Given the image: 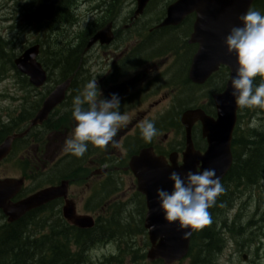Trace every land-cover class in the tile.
I'll return each instance as SVG.
<instances>
[{"label":"clouds","instance_id":"1","mask_svg":"<svg viewBox=\"0 0 264 264\" xmlns=\"http://www.w3.org/2000/svg\"><path fill=\"white\" fill-rule=\"evenodd\" d=\"M238 21L222 41L227 54L235 56L238 66L230 78L231 95L241 109H264V14L249 9L238 17ZM202 28L207 30L205 25ZM120 108L118 94L105 99L97 79L88 81L82 94L73 98L71 113L76 126L72 136L64 142V151L82 158L89 144L101 149L110 143L118 146L114 138L128 120ZM140 133L149 144L159 135L151 120L140 125ZM168 180L172 185L170 191L162 187L156 189L158 209L167 222L175 223L184 238H188L191 230L211 222L208 210L216 205L217 198L225 191L224 186L214 168L185 173L173 170L168 174Z\"/></svg>","mask_w":264,"mask_h":264},{"label":"trees","instance_id":"2","mask_svg":"<svg viewBox=\"0 0 264 264\" xmlns=\"http://www.w3.org/2000/svg\"><path fill=\"white\" fill-rule=\"evenodd\" d=\"M111 1V3H109ZM108 5L105 8V17L113 18L114 16V7L117 0H109ZM73 0H63L61 3V8L59 7V16L60 18H65L69 13L66 10L68 6L72 5ZM257 6L264 7V0L260 2V4H256ZM109 7V10L107 9ZM65 14V16H64ZM264 14V13H262ZM69 18V17H68ZM60 25H55L56 29H60L63 27L61 23ZM93 30V29H92ZM91 34V31L89 35ZM156 36H163V33H157ZM161 37H157L154 40V44L157 43ZM54 40V39H53ZM84 40H86L84 38ZM2 43V42H1ZM0 43V50H1ZM54 48L56 47L53 42ZM84 46V42L77 44L76 46L71 45L67 40H61V48L60 51L54 50L52 53L47 54V57H51L52 66L63 69L64 75L73 72L78 66L81 65V51ZM58 53V55H55ZM2 56V54H0ZM58 56V59H57ZM10 58V57H9ZM8 58V60H9ZM46 64V62H44ZM258 79L256 80V83ZM254 133V132H253ZM250 136L251 139H247L251 141L247 143L241 141L239 143V147L242 150V156L236 159L235 164L232 170L229 172L226 180L229 182L235 183L239 187V184H244L246 186L251 187L253 184L257 182L260 178V175L264 168V134L262 132L254 133ZM249 137V138H250ZM246 140V141H247ZM244 142V145L241 144ZM252 170V171H251ZM221 195L217 198L216 205L209 209V213H213V217H215V222L219 221L223 217V206H220L219 202H224L230 200V192H227L225 195ZM228 199V200H227ZM226 203V204H227ZM26 223L25 220L18 221L16 225L13 227L8 225L0 232V264H79L76 262V259L72 258L71 247L68 246V241L70 238H67L70 235V232L67 231V234L64 235L61 231H55L52 234L51 240L41 241L34 237L23 238L22 237V226ZM204 230L202 233L204 235V247L202 248V252L200 254L199 259H197L196 264H204L207 261L205 255H210L219 247L220 237L218 226L216 224H212L210 222L207 225L203 226ZM83 235L85 232H81ZM67 238V240L60 241L62 237ZM73 240L71 243H74L76 246H84V242L82 239L84 237H72ZM201 255H204L201 257ZM208 257V256H207ZM203 262V263H202Z\"/></svg>","mask_w":264,"mask_h":264},{"label":"water","instance_id":"3","mask_svg":"<svg viewBox=\"0 0 264 264\" xmlns=\"http://www.w3.org/2000/svg\"><path fill=\"white\" fill-rule=\"evenodd\" d=\"M58 2L59 0H37L34 17L49 18ZM251 2L252 0H180V7L182 6L183 8L195 10L197 12L198 25L195 26V37L201 45L199 59H201L203 64L207 63V69L213 70L219 63H224L230 68V78L235 75L238 67L235 56L227 54L222 41L229 29L232 26L238 25V17L246 12ZM202 25H205L207 30L202 28ZM19 68L23 70L20 64ZM202 72L206 73V68L203 69ZM227 87L232 91L230 80ZM228 96L229 92L225 94L220 101V108L223 114H227L226 108L229 104ZM145 168L152 180L153 195L156 202V189L159 188L158 177L160 171L157 166H147ZM8 191L9 190L6 189V192ZM3 196L8 197V195L3 193V189H0V206L4 204L6 198H3ZM53 196V191L38 193L29 200V204H25V206H34L32 204L36 203L38 199L45 200ZM19 208L17 212H20ZM12 210L13 207L12 209L6 208V211L10 215L12 214ZM13 216L14 215L11 217ZM156 221H158L156 224L164 225L165 228L169 229V232L167 237L162 239L159 245L152 247V250L148 253V259L152 260L160 257L165 260V264H170L176 258L173 253L178 249V244L183 241L184 233L179 230L174 223L166 222L167 224H164L160 219H156ZM161 233L164 232H160V234Z\"/></svg>","mask_w":264,"mask_h":264},{"label":"rangeland","instance_id":"4","mask_svg":"<svg viewBox=\"0 0 264 264\" xmlns=\"http://www.w3.org/2000/svg\"><path fill=\"white\" fill-rule=\"evenodd\" d=\"M15 1L14 0V6H13V2L12 0H0V32L4 33V29L8 27V25L10 24V22L8 21L9 18H11V16L15 14H19L20 10L16 11V6H15ZM17 1H20V0H17ZM98 1V4L100 6V8L104 5L103 3L105 2V0H97ZM127 5V4H126ZM89 7L88 6H81L78 10H77V13L80 15V16H84L85 14V11L88 10ZM22 10V9H21ZM10 13V15H8V13ZM119 17H122V11H121V8L119 7V10L118 12L116 13ZM78 15V16H79ZM79 16V17H80ZM101 18H104V15L102 14L101 15ZM125 18V17H124ZM80 19L82 20V18L80 17ZM74 22V18L71 17L70 18V23L72 24ZM95 23V22H93ZM93 23L91 25V27H93ZM155 22L154 21H149L148 23L144 24V23H138L135 25V29L132 28V31L131 33L133 34V36L135 37H138V36H141L142 34V30L146 27V26H150V25H153ZM63 25V27H60V29H56L55 27H53V29L51 28L50 29V33L48 32V34H46V40H45V43L42 45L43 46V49L44 51L47 53V54H50L52 53L54 50L56 51H60V48H61V40H64V39H67V37H65L62 33L60 35V32L64 31L63 28H68L70 25H68L67 23H61ZM57 25H60L59 23ZM81 25V23H80ZM80 25L78 27H80ZM72 26V25H71ZM69 31H71V29H68ZM20 32V31H19ZM88 32V31H87ZM85 32V35L86 33ZM18 33V30L16 28L13 29V35H16ZM32 34H34L33 32H31V30H27L26 34H25V38H26V41L29 40L31 37H32ZM66 34H67V31H66ZM21 39L23 38L22 35H18ZM64 36V37H63ZM17 37L14 36V37H10L9 40H12L14 41L15 38ZM60 40L59 42L56 41L55 42V45L56 47L54 48L53 46V41L52 40ZM21 40H17L15 41V45L17 46L19 43H20ZM68 41V40H67ZM69 42V41H68ZM71 45H73L71 42H69ZM159 43V41H158ZM158 43H155L152 47H146L143 45L142 47V51H151V50H154ZM76 46V45H75ZM5 49V48H4ZM12 51V50H9V49H6V52L8 53L9 55V52ZM55 55H58V53H56ZM57 59H58V56H57ZM1 60V59H0ZM2 61V60H1ZM49 61H51V57H49ZM3 62V61H2ZM84 62V61H83ZM49 66L51 67L52 64L49 63ZM62 68H58V66H56V69H54V73H51V79L52 80H56L58 78V74H59V77H60V71L62 72L61 70ZM181 70V69H180ZM181 74L179 73V76ZM258 79V82L257 84L260 83V79ZM83 83H85L82 78L81 80ZM14 81L12 79H10V82H6L4 80V82H1L0 83V95H3V94H8V95H16V94H20V92H16V89L18 90V88L15 86L14 88ZM26 93H30L27 89H25ZM2 104H6V103H2ZM257 113H258V125L256 127V129L254 130V132H262V130L264 129V109H256ZM54 141V140H53ZM247 143H250L251 141L247 140L245 141ZM62 149V140H57L56 141V144H55V147L52 151V153H49V155L47 156V160L48 161H52V159H56L59 151ZM130 150H132V148H129ZM11 169L12 168H8L7 170L9 172H11ZM249 187V186H248ZM263 187H264V182H263ZM230 199L227 203L224 202V204L222 202H219L220 206H223V210L227 209V208H230L232 207L234 204H235V197H233L232 195H230V197L228 198ZM227 199V200H228ZM227 203V204H226ZM250 204V198L248 196H245V198L242 200V209H243V212H242V217L241 219H239L236 224H232L236 229L237 231L240 233V234H243L242 236H240V239H241V243L246 245V243H251L253 242V240H256L257 236H259V234H261L262 232H264V227H262L264 225V223H262V220H263V217L261 219L258 220V216L264 214V204H262L261 202H259L257 205L259 207V209L256 210V206H252L250 207L249 209V212L248 211V207ZM253 204V203H252ZM238 208H240V206H237ZM233 215V213L231 214ZM136 219V221L138 220L139 217L135 216L134 217ZM119 219H123V224L125 223V221H127L126 219L124 218H120ZM128 222V221H127ZM216 226H218V231H219V237H220V242H219V246H220V243H221V235L224 233V230H225V226L223 224H216ZM124 228H122L121 230V234H118V236L116 237L117 239L115 241H111L109 243H106V244H100V245H109L110 247H112V249L114 250V253L118 256V257H124L125 255L127 254H130V253H133L134 250H133V244L131 242V238H124ZM109 232V234H108ZM113 231L111 230H108L107 226H106V229L103 230L101 233L102 234H105L103 236V240H107L108 237L112 234ZM244 242V243H243ZM96 249V248H93L91 249L89 252H87V254L85 253L84 257L81 258L79 260L80 264H89L87 261H86V257L90 260H94V258L96 256H100V253L96 252V253H93V250ZM235 246H234V243L231 242L227 249L225 250L224 254L222 256H220L215 264H264V252H258L257 255H258V258L257 255H254V256H250V260H249V257L247 259L246 262H242V260H240V258H237V255L235 254ZM215 252V251H213ZM81 252L79 253L78 256H80ZM212 254L211 253L210 255H205L207 261L204 262V264H211V260H212ZM77 256V257H78ZM204 255H201V257H203ZM208 256V257H207ZM200 257V256H199ZM198 257V259H199ZM254 260V261H253ZM253 261V262H252ZM188 261L186 262H183L182 264H187ZM198 263V262H197ZM203 263V262H202ZM104 264V263H102ZM143 264H149L147 262H143Z\"/></svg>","mask_w":264,"mask_h":264},{"label":"bare ground","instance_id":"5","mask_svg":"<svg viewBox=\"0 0 264 264\" xmlns=\"http://www.w3.org/2000/svg\"><path fill=\"white\" fill-rule=\"evenodd\" d=\"M108 1L109 0H105L106 3H108ZM118 1L119 0H117L116 3H115V7H114V10H113V12H114L113 18H111V19L108 18L107 20H109L110 22L117 21L118 24L123 23V21H125L126 23H131V20L128 17L122 18V17H119L116 14L118 12V10H119ZM105 2L103 3L104 5L101 7V9L103 11V15H105V8L108 6V5L105 4ZM109 3H111V1H109ZM107 9L109 10V7ZM136 24H138V23L133 24V27L132 28H134ZM53 27H52V29H53ZM147 27H149V25L146 26L144 29H146ZM95 28H97V24L96 23H93V27H91V30L92 29H95ZM91 30H88V32L86 33V35H85L86 38L90 36L89 33H90ZM156 35H158V34H156ZM156 35H154L150 39L145 40L144 43H143V45L146 46V47H152L154 45V40H158L156 38L157 37H161L160 35L159 36H156ZM118 37H119V40L122 41L125 38V35H124V33L119 32ZM14 47H16V45H15V43H13L12 40H8L7 43L4 42V41H2V43H1V50H0V54H2V56L0 55V59L4 63H6L8 61V58L10 57V55H8V53L6 52V49L13 50ZM84 54H85V51H84V46H83L82 51H81V60H82L81 65L78 66L73 72H69V73H67L65 75L63 73V69H61L62 72L60 71V77H59V74H58V78L56 80H52L51 79V73H54V69H56V67H54V66H51L50 67L49 66V57H47L46 52L44 51L43 46H42V56H43L44 62H46L45 66H46V68H47V70L49 72L51 83H55V82H58V81L60 82L61 80L66 79L68 77V75H71L72 73L73 74H78V76H81V78H82L83 81L84 80L86 81L88 79V73H87V70L85 68L86 61L84 60ZM83 60H84V62H83ZM179 73L182 75L183 69H181L179 71ZM263 113H264V111H263ZM254 133H256V131ZM262 134H264V129L262 130ZM251 138L252 137H250L249 139H251ZM241 144L244 145V142L241 143ZM129 148H132V147L129 146V145L127 146V148H126L127 154H130L132 152V150H130ZM118 224H120V225L117 226L116 228H114ZM106 226H107L108 230L113 231L112 234L108 237V239H110V242L111 241H115L117 239L116 237L118 236V234H121L122 233L121 232L122 228L125 229V230L123 229L124 232H125L124 238H131V235H130V232H129V222L125 221V223L123 224V219H119V217H116L113 221L106 222ZM55 231H62V229L57 228ZM108 234H109V232H108ZM104 235L105 234H103V236ZM83 237H84V239H82V240L84 242V246H81V245L76 246L74 243H70L68 241V246L74 248L75 251L77 252L75 255H72L71 253L70 254L72 255V258L76 259V262H78L79 264H80L79 260L84 257L85 253L87 254V252H89L91 249L97 248V247L101 246L100 244L103 242V240H102L99 243H95L94 241L89 240L88 239V236H85L84 235ZM80 252H81V254H80V256H78Z\"/></svg>","mask_w":264,"mask_h":264},{"label":"flooded vegetation","instance_id":"6","mask_svg":"<svg viewBox=\"0 0 264 264\" xmlns=\"http://www.w3.org/2000/svg\"><path fill=\"white\" fill-rule=\"evenodd\" d=\"M119 225L120 224L116 225L114 228H116ZM105 229H106V221H102L95 229H93L90 232H87L85 236H88L89 240L94 241L95 243H99L100 241L103 240V234L101 232ZM108 241L110 242V239L106 241L103 240L101 244L109 243Z\"/></svg>","mask_w":264,"mask_h":264}]
</instances>
